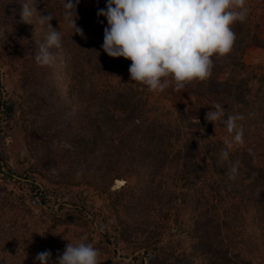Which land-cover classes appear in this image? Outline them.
<instances>
[{"label": "trees", "instance_id": "16d2710c", "mask_svg": "<svg viewBox=\"0 0 264 264\" xmlns=\"http://www.w3.org/2000/svg\"><path fill=\"white\" fill-rule=\"evenodd\" d=\"M23 2L2 0L5 39L18 59L26 56L37 83L44 85L53 75L46 89L61 96L74 91L69 108L82 109L84 127L62 144L67 151L62 162L72 157L81 167L54 174L34 167L19 179L10 174L6 178L21 193L0 182V264H37L36 254L45 249L55 262L67 240L76 242L85 233L100 250V264H198L187 258L188 244L206 228L220 230L222 224L228 233L224 256H209L201 264H251L257 257L264 264V73L244 62L251 45L264 49V39L242 34L244 25L237 21L231 25L233 47L212 57L208 79L152 92L131 80L130 60L103 51L106 19L97 10L106 0H79L75 22L83 35L65 20V0H32L38 11L32 24L21 17ZM47 12L62 42L52 50L54 64L42 66L34 56L47 29L36 17ZM222 73L228 77L227 90L217 86ZM75 93L76 103L71 100ZM217 103L225 118L243 117L237 121L242 144L229 148L232 134L226 126L205 119ZM8 104L3 112L12 115L16 104ZM40 142L44 155L58 163V150ZM3 168L0 160V175H5ZM116 179L126 183L112 189ZM98 199L107 203H95Z\"/></svg>", "mask_w": 264, "mask_h": 264}, {"label": "clouds", "instance_id": "9594fccd", "mask_svg": "<svg viewBox=\"0 0 264 264\" xmlns=\"http://www.w3.org/2000/svg\"><path fill=\"white\" fill-rule=\"evenodd\" d=\"M78 3L79 0H65L63 15L74 32L83 35L75 22ZM20 5L22 19L31 23L38 12L35 4L24 0ZM248 13L245 0H106L105 7L97 10V16L107 21L103 51L110 57L130 60L131 80L152 92H163L170 84L180 90L194 81L208 79L212 57L223 56L233 47L236 37L231 25L243 22ZM53 18L50 12L36 17V23L47 29L34 56L42 66L54 64L52 50L61 48V33L50 23ZM205 119L214 125L221 121L226 126L232 134L229 148L233 143H243V128L237 123L243 119L241 115L229 114L225 118V109L217 103L206 112ZM221 155L227 158L228 151L222 149ZM231 171L236 172L235 165ZM67 241L55 262L51 251L45 249L36 254L37 264H100V250L88 242L86 233L76 242Z\"/></svg>", "mask_w": 264, "mask_h": 264}, {"label": "rangeland", "instance_id": "374dc122", "mask_svg": "<svg viewBox=\"0 0 264 264\" xmlns=\"http://www.w3.org/2000/svg\"><path fill=\"white\" fill-rule=\"evenodd\" d=\"M245 3L249 13L242 22L244 25L242 34H250V37L256 34L258 38L264 39V0H245ZM6 14L7 11L3 10L2 0H0V57L3 59L2 62L0 61V160L4 164L2 171L5 173V175H0V182L6 188L21 193L15 188L13 182L6 178L10 174H12L11 178L19 179L22 173L34 167L38 169L36 171L44 173L47 171V173L52 172L53 174L62 170L73 172L75 166L81 167V163L72 162V157L69 158L67 163L62 162L67 156L65 155L67 151L62 144L64 145V141L68 142L69 137L78 130L82 131L84 125L80 121L82 109H77V105L74 106V110L69 108V100L74 91L70 90L61 96L56 91H52L51 87L46 89L53 75L44 80V85L42 82H38L42 85L39 86L28 69V64L25 61L26 56L22 59L16 57V53L10 48L11 43L5 39L7 34ZM106 26L107 21L101 27V44L103 43V30ZM248 41L251 42V39ZM244 62L247 65L257 66L264 73V49L251 45L245 53ZM36 80L38 81L37 78ZM216 81L219 89H228L226 73H222L220 78H216ZM73 83H75L74 80ZM76 96L75 93V96L71 99L74 103H76ZM11 102L16 104L15 112L12 115H6L3 112L4 105L7 106ZM72 118H74V121H70ZM71 129H73L72 132ZM78 133L80 134V132ZM42 140L44 143L48 141L49 147L58 150V153L55 154L58 163L53 164L51 157L44 155L40 142ZM68 152L75 155L72 149ZM79 172L81 171L74 172V175L79 177ZM119 180L122 183H118ZM125 183L124 179H116L112 189H119ZM96 202L107 203L103 199L95 200ZM222 216H224L223 212L220 216L221 222H223ZM223 225H221L220 230L216 227L206 228L205 235H201L193 243L190 242L187 258L190 260L196 258L198 264L206 263L209 256L221 259L224 256L223 253H225L223 247L226 241H224V238H228V233L222 230ZM60 233L61 230L58 231L57 235L60 236ZM190 251L195 253L196 256H193ZM215 264H221V262L217 261ZM251 264L262 263L257 257L252 260Z\"/></svg>", "mask_w": 264, "mask_h": 264}, {"label": "bare ground", "instance_id": "6f19581e", "mask_svg": "<svg viewBox=\"0 0 264 264\" xmlns=\"http://www.w3.org/2000/svg\"><path fill=\"white\" fill-rule=\"evenodd\" d=\"M62 71H63V70H62ZM62 76H63V75H62ZM61 81H62V79H60V82H61ZM63 85H64V84H63ZM63 85H62V86H63ZM118 183H122V181L119 180Z\"/></svg>", "mask_w": 264, "mask_h": 264}]
</instances>
